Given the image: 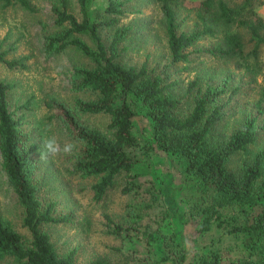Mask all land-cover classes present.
I'll return each instance as SVG.
<instances>
[{
  "label": "trees",
  "instance_id": "obj_1",
  "mask_svg": "<svg viewBox=\"0 0 264 264\" xmlns=\"http://www.w3.org/2000/svg\"><path fill=\"white\" fill-rule=\"evenodd\" d=\"M154 1L163 14L170 63L188 64L189 48L206 36L215 39V44L206 48L212 56L244 57L241 28L249 32L255 46L264 44V16L256 11L254 0L233 5L226 0H199L196 6L200 26L195 24L187 30L178 29L175 8L177 2L185 0ZM77 3L81 18L70 10L69 0H52L53 29L42 23L44 48L49 53L74 49L90 60L71 67V88L88 91L93 96H78L72 105L59 103V109L53 113L62 119L68 134L77 143L78 148L70 155L72 172L81 178L93 179L90 188L96 202L116 185L120 175L129 176L135 159L128 147L135 144L136 137L132 130L134 110L127 94L133 92L148 108L158 145L184 157L187 171L196 179L197 190L206 197L198 206L203 214L199 229L206 231L213 218H221L222 206L255 207L240 224H232L229 231L244 236L246 253L242 264H264V147H257V116L246 114L238 127L225 132L222 121L227 102L220 101L226 91L224 85L207 83L196 75L188 80L183 94L173 92L177 79H168L156 72L146 60L139 66L122 60L130 33V26L120 23L127 11L125 0H109L96 9L93 18L88 12L87 0H77ZM17 4L33 9L30 0H3L2 3L3 6ZM2 43L3 40L0 61L8 67L25 66L20 59L7 58V50L1 49ZM247 66L252 71L257 67L252 61ZM12 87V83L0 79V165L23 208L22 224L28 234L17 230L0 211V259L10 258L13 264H77V247L60 251L44 229L45 225L70 223L73 214L72 211L55 214V201L46 202L38 194L30 155L35 145L22 128V116L16 117L9 108L8 91ZM119 90L122 97L116 103ZM263 100L264 87L255 103L258 110ZM85 114L106 115V131L84 122ZM237 154L239 162L231 166ZM104 217L106 232L120 235L123 226L108 213ZM178 259L183 260L184 255ZM218 261L215 255L213 264ZM88 264L109 263L97 257Z\"/></svg>",
  "mask_w": 264,
  "mask_h": 264
},
{
  "label": "rangeland",
  "instance_id": "obj_2",
  "mask_svg": "<svg viewBox=\"0 0 264 264\" xmlns=\"http://www.w3.org/2000/svg\"><path fill=\"white\" fill-rule=\"evenodd\" d=\"M108 1L87 0L90 17ZM198 1L177 2L178 29L200 26ZM226 1L233 5L242 0ZM2 3L0 0L1 49L7 50V58L20 59L25 66L8 67L0 61V79L13 84L8 91L9 108L16 117L22 116V128L35 145L30 152L33 180L41 199L55 201V214L69 211L73 214L70 223L44 226L59 250L77 247V264H88L97 257L109 264H213L215 255L219 259L217 264H242L246 253L244 236L229 229L232 224H240L255 207L222 206V217L213 218L208 230H200L203 214L198 206L206 197L197 190L196 179L187 171L184 157L158 145L148 108L133 92H128L127 99L134 110L132 130L136 142L128 151L135 163L129 176L120 175L103 199L98 202L92 199L93 179L81 178L72 172L70 156L61 154L55 160L40 159L42 139L49 134L45 129L50 123L54 122L53 132L61 144L75 142L62 119L53 113L59 109V103L72 105L78 96H93L88 91L71 88V67L90 60L74 49L49 53L44 48L42 23L53 29L52 0H30L33 9ZM69 3L70 10L81 18L77 0ZM253 4L264 16V0H254ZM125 6L127 11L120 23L128 24L130 33L122 60L138 66L146 60L156 72L168 79H177L172 89L177 94H183L188 80L196 75L207 83L224 85L226 91L220 101L227 104L223 108L226 112L222 129L230 132L246 114L255 115L257 147H264V100L260 110L255 105L264 87V44L255 46L249 32L241 28L244 57L212 56L206 48L213 46L215 39L206 36L189 48L188 64L170 63L163 14L158 4L154 0H125ZM251 61L257 65L255 71L247 66ZM234 88L238 89L231 94ZM121 97L119 90L115 102L119 103ZM82 120L106 131L108 117L104 114H85ZM239 158V154L235 155L231 166H236ZM0 211L17 230L28 234L22 224L23 208L1 165ZM104 213L123 226L120 235L106 232ZM181 254L184 259L179 261ZM0 264L13 262L10 258H1Z\"/></svg>",
  "mask_w": 264,
  "mask_h": 264
},
{
  "label": "clouds",
  "instance_id": "obj_3",
  "mask_svg": "<svg viewBox=\"0 0 264 264\" xmlns=\"http://www.w3.org/2000/svg\"><path fill=\"white\" fill-rule=\"evenodd\" d=\"M54 127V122L46 126L45 131L49 134L46 136V138L42 139L40 155V159L42 160H55L61 154L70 156L75 152L77 148L75 142H67L61 144V142L53 132Z\"/></svg>",
  "mask_w": 264,
  "mask_h": 264
}]
</instances>
